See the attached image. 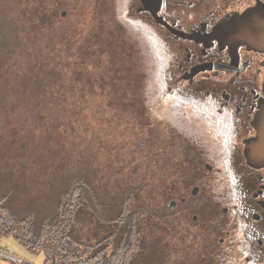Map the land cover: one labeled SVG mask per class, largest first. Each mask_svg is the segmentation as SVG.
Returning <instances> with one entry per match:
<instances>
[{
    "label": "flooded vegetation",
    "instance_id": "obj_1",
    "mask_svg": "<svg viewBox=\"0 0 264 264\" xmlns=\"http://www.w3.org/2000/svg\"><path fill=\"white\" fill-rule=\"evenodd\" d=\"M111 2L144 71L143 85L132 71L118 82L146 98L125 124L158 145L159 186L173 190L162 222L202 262L264 264V166L247 158L264 100V0Z\"/></svg>",
    "mask_w": 264,
    "mask_h": 264
},
{
    "label": "trees",
    "instance_id": "obj_2",
    "mask_svg": "<svg viewBox=\"0 0 264 264\" xmlns=\"http://www.w3.org/2000/svg\"><path fill=\"white\" fill-rule=\"evenodd\" d=\"M14 2L0 0V76L14 74L0 78V111L13 105L14 92L21 89L26 93L22 103L25 111H32V118L38 123L51 125L52 118L61 117L62 111H36L29 94L32 88L35 93L39 91L41 81L34 80L33 87L27 88L25 81L16 77L21 66L26 69L32 62L22 58L32 49L26 48L29 44L11 16ZM70 108L66 130L73 129L80 117L77 107ZM20 116L19 112L17 119ZM4 120L2 112L0 122ZM42 125L30 129L35 141V134L44 128L49 129L51 138L55 135L56 125ZM105 135L109 149L106 160H112L104 168L108 172L101 179L104 187L89 173L87 149L80 146L75 147V162L68 168H58L54 176L47 177L44 186H39L40 178L34 172L21 169L17 173L14 169L20 165L0 166V241L11 236L32 254L43 253L42 264H209L186 255V247H181L175 238L173 220H161L162 202L173 190L159 187L158 145L129 138L121 143L124 151L120 152L118 145L112 144L110 132ZM136 159L142 164H133V169H129L128 162ZM165 237L173 238L181 253L173 256L172 245L162 242ZM8 262L31 264L19 258Z\"/></svg>",
    "mask_w": 264,
    "mask_h": 264
},
{
    "label": "rangeland",
    "instance_id": "obj_3",
    "mask_svg": "<svg viewBox=\"0 0 264 264\" xmlns=\"http://www.w3.org/2000/svg\"><path fill=\"white\" fill-rule=\"evenodd\" d=\"M14 1L11 16L17 22L25 43L29 44L25 47L32 49L31 54L24 53L22 56L32 62L26 69L21 66L18 72L16 70V77L23 79L27 88L33 87L34 80H40L43 84L40 83L39 91L35 93L32 88L29 92L36 111L51 113L61 110L62 116L52 118L51 125H42L33 120L32 111H25L22 103L26 93L21 89L14 92V96L10 93L15 101L11 107L2 110L5 120L0 122V166L20 165L21 168L18 166L14 169L17 173L20 174L21 169L34 172L40 178L39 186H44L47 177L54 176L58 168H68L70 163L75 162L78 155L75 147L80 146L87 149L86 166L89 173L100 187H104L101 179L108 173L104 168L112 160H106L109 149L106 148L108 141L105 133L110 132L112 144H117L120 152L124 151L121 143L129 138L130 141L143 140V134L138 133L144 130L143 126H128L125 121L136 115L131 109L135 105H143L146 98L125 90L131 85L123 84V91L118 90L121 89L118 82L127 83L131 71L133 77L139 79L134 80V86L138 83L143 85L144 71L133 69L129 62L131 53L125 42L127 31L114 24L111 0H103L102 6L97 0ZM102 8L106 12L100 13ZM64 11L66 15H63ZM95 12L100 14L98 18ZM11 76L14 74L6 73L0 78ZM18 81L15 79L16 83ZM70 106L74 109L77 107L80 115L72 131L66 130ZM19 112L21 116L17 119ZM36 125H56L54 137L51 138L49 129L44 128L35 134V141L30 133ZM138 160L128 162V168L133 169V164L141 165L142 162ZM162 242L172 245L170 250L173 256L181 253L173 238L165 237ZM10 258L42 264L44 254H32L9 236L0 241V264H9Z\"/></svg>",
    "mask_w": 264,
    "mask_h": 264
},
{
    "label": "water",
    "instance_id": "obj_4",
    "mask_svg": "<svg viewBox=\"0 0 264 264\" xmlns=\"http://www.w3.org/2000/svg\"><path fill=\"white\" fill-rule=\"evenodd\" d=\"M260 14L262 12V6H259ZM66 15V11L63 12ZM262 27V26H260ZM257 34L262 37L264 35V30L259 29ZM264 90V83H263ZM257 134L255 138L248 144L247 158L251 165L256 167L264 166V100L261 103L260 109L256 114L255 118Z\"/></svg>",
    "mask_w": 264,
    "mask_h": 264
}]
</instances>
